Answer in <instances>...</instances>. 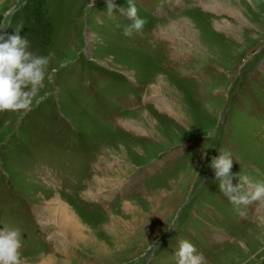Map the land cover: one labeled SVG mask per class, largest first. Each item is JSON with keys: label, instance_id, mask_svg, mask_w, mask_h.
Returning a JSON list of instances; mask_svg holds the SVG:
<instances>
[{"label": "rangeland", "instance_id": "rangeland-1", "mask_svg": "<svg viewBox=\"0 0 264 264\" xmlns=\"http://www.w3.org/2000/svg\"><path fill=\"white\" fill-rule=\"evenodd\" d=\"M135 2L125 35L127 0H0L4 31L51 53L30 108L0 111V229L23 262L179 264L187 238L202 264H264V203L233 205L211 165L228 148L264 178V0ZM56 197L83 240L39 210Z\"/></svg>", "mask_w": 264, "mask_h": 264}, {"label": "clouds", "instance_id": "clouds-1", "mask_svg": "<svg viewBox=\"0 0 264 264\" xmlns=\"http://www.w3.org/2000/svg\"><path fill=\"white\" fill-rule=\"evenodd\" d=\"M93 4L94 0L88 7L91 8ZM114 7V0H107L109 14ZM122 11L132 18L130 23L122 26L125 35H130L133 29L143 28L146 20L137 13L135 0H127ZM7 25L0 23V111L29 109L40 88L44 87L45 69L51 53L34 55L28 50V37L21 35L23 26H17L14 33H8L4 31ZM211 165L220 178V189L233 205H248L254 201L264 203V178H253L247 172L232 173V150L220 149V154L212 158ZM233 175L238 176L239 182L236 184H233ZM244 214L241 210V215ZM21 246L19 229L6 226L0 229V264H23ZM177 255L179 264H202L204 260L203 253L198 252L193 241L187 238L179 240Z\"/></svg>", "mask_w": 264, "mask_h": 264}, {"label": "bare ground", "instance_id": "bare-ground-1", "mask_svg": "<svg viewBox=\"0 0 264 264\" xmlns=\"http://www.w3.org/2000/svg\"><path fill=\"white\" fill-rule=\"evenodd\" d=\"M205 3L208 5V2H205ZM184 19H182V18L179 19V22L176 21V20H173V24L171 25L172 29L180 31L182 33L181 29H183V28H182L181 25H184V27L186 28L187 31H191L192 32V29L187 24L188 21H185ZM190 35L193 36V34H190ZM194 43H196V42H194ZM159 102H160L161 106L164 107V108H166V107H168L170 109L173 108V107L169 106L168 104L166 105L165 103H163V101H159ZM49 201L50 202H49L48 206H45V204H44L43 208L39 209V210H42L43 212L47 211V216L50 219V221L55 222V223L61 225L62 227H64L66 229V232L64 233V235L68 236V242H66V244H69V243H71L73 241L75 243V241H77V239L80 238V237H81L80 240H83L82 237L84 236V232L86 230V228H85L86 225L82 224L80 222L78 217L71 210V207L68 205V203L64 202L60 197H56V198H54L52 200H49ZM128 204H130V203H128ZM37 206H39V205H37ZM113 222H114L113 225H117L118 224V222H116V219H114ZM138 225H139V223H138ZM138 225H136V226H138ZM46 226H47V224H46ZM54 227L56 229L58 228L56 226H54ZM51 229H53V228H51ZM72 236L75 239L72 238ZM60 238L62 239V237H60ZM64 241H66V240H64ZM101 252H103L101 249L100 250L98 249L96 251L97 254H101ZM104 253H106V252H104ZM67 262L68 261L65 260V259H58V258H56L54 256H50L49 255V256H47V258L42 257L41 259L35 260V261H27V260L25 261L24 260L23 264H68Z\"/></svg>", "mask_w": 264, "mask_h": 264}]
</instances>
